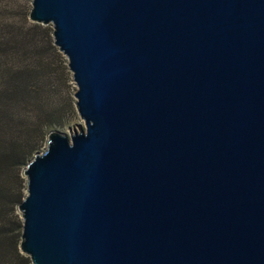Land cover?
<instances>
[{
    "label": "water",
    "instance_id": "obj_1",
    "mask_svg": "<svg viewBox=\"0 0 264 264\" xmlns=\"http://www.w3.org/2000/svg\"><path fill=\"white\" fill-rule=\"evenodd\" d=\"M83 128L22 169L31 264H264V0H30Z\"/></svg>",
    "mask_w": 264,
    "mask_h": 264
},
{
    "label": "trees",
    "instance_id": "obj_2",
    "mask_svg": "<svg viewBox=\"0 0 264 264\" xmlns=\"http://www.w3.org/2000/svg\"><path fill=\"white\" fill-rule=\"evenodd\" d=\"M0 12L12 8L0 6ZM45 31L25 16L0 17V264H31L18 248L22 169L69 110V93L47 57L58 52Z\"/></svg>",
    "mask_w": 264,
    "mask_h": 264
},
{
    "label": "rangeland",
    "instance_id": "obj_3",
    "mask_svg": "<svg viewBox=\"0 0 264 264\" xmlns=\"http://www.w3.org/2000/svg\"><path fill=\"white\" fill-rule=\"evenodd\" d=\"M0 6L1 7L4 6V8H12L11 13L5 14L3 12H0L1 13L0 17H2V16L4 17V15H5V18H7V20L11 21L12 19L13 20L15 19V16H18L19 18H21L22 16H25L27 20L31 21L27 16V12H28V9L30 6V0H0ZM41 25L45 27L46 31H49V37H50V40L52 43L50 24L47 23V24H41ZM46 37H47L46 33L43 34L44 40ZM54 47H56V46L54 45ZM56 51L58 52V54H55L54 56H52V54L48 53L47 57H49V59L51 58V61H52L54 68H57L58 76L60 77V80H62L61 83L64 86L65 91H67L69 93L70 104H69V108H68L69 110L66 111V114L64 116L63 123L61 125L51 127L50 130L56 129V130H59V131L67 134L68 130H70V131L72 129L76 130V129H78L77 127L83 128V121L78 116V114L75 110V107H74V103H73L74 97H73L72 93H73V90L75 88V85H74L73 81L71 80L70 71L68 70V68L66 66V58L60 51L57 50V47H56ZM46 137H47V133L45 135L44 143L40 147L39 150H41L44 147L45 142H46Z\"/></svg>",
    "mask_w": 264,
    "mask_h": 264
}]
</instances>
